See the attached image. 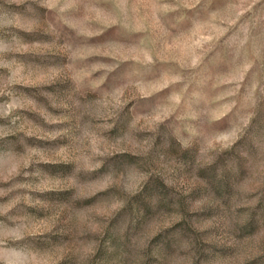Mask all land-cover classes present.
Masks as SVG:
<instances>
[{
	"label": "rangeland",
	"instance_id": "1",
	"mask_svg": "<svg viewBox=\"0 0 264 264\" xmlns=\"http://www.w3.org/2000/svg\"><path fill=\"white\" fill-rule=\"evenodd\" d=\"M0 264H264V0H0Z\"/></svg>",
	"mask_w": 264,
	"mask_h": 264
}]
</instances>
